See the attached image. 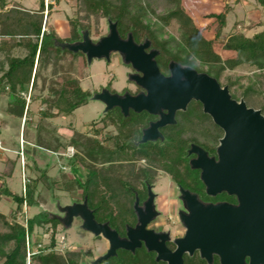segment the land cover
I'll use <instances>...</instances> for the list:
<instances>
[{"label": "trees", "instance_id": "trees-1", "mask_svg": "<svg viewBox=\"0 0 264 264\" xmlns=\"http://www.w3.org/2000/svg\"><path fill=\"white\" fill-rule=\"evenodd\" d=\"M37 1L39 7L29 11L20 5L9 8V0H0V87L3 88L2 92L7 94L4 113L8 118L19 119L21 126L23 125L22 136L26 142L25 145L23 144V152L28 156L32 154L34 156L38 150L56 155L61 150H66L69 144L76 148V152L71 157L58 155L59 158H67L69 160L67 164L73 166L70 175L55 180L49 176V166L45 163L47 167L39 168V177L28 179L24 193H16L6 183L5 177L12 175V169L1 178L0 200L9 197L14 200L16 207L10 214L11 219L0 213L7 226V231H0V264H27L28 248L35 250L36 247L38 248L31 256V260L37 261L38 264H80L90 253L76 248L66 249L63 252L57 249V229L61 222L54 214L42 210L35 215L24 217V206L28 210L40 204L39 198L42 197L39 191L40 184L48 186L52 192L56 183L61 184V188L67 192L81 190L82 198L87 197L88 206L94 209L95 213L99 211V220L109 221L118 227L119 224H115L117 215L124 219L134 201V193L127 185H134L137 181L134 166L115 164V161L125 159L124 155L129 158L128 148H136L135 152L148 157L153 162H159L165 170L174 175L175 179L182 180L179 168L176 166L180 165L183 157L187 155L189 147L187 138H191L192 135L190 137V134L186 133L190 129L197 131L194 124L199 122L201 126L207 128V131L209 130L210 134L213 133L217 142L223 131L209 115L202 112L200 102L192 101L189 109L183 113L184 117L180 123L166 133L165 140L151 146L147 144L137 148L134 144L140 136V126L147 120L142 118L141 114L135 113L126 117L119 109H112L101 118L104 126L114 123L119 128L115 148L110 144L112 134H108L103 141L96 136L76 132L69 144L62 143L55 139L53 133L45 129L42 122L59 115L58 112L53 111L59 103L66 104L64 108L58 107V109L65 116H69L77 108L87 104L94 94L83 89L77 76L66 73L50 80L43 76V72L51 66L52 74H57L61 62L67 57L78 60L79 67L74 68L78 73L87 67L88 59L84 53L70 51L61 47L59 43L81 41L85 31H88L91 37L92 27L89 21L92 17L97 21L104 18L108 27L109 20L117 22V29L122 38H127L131 33L136 43H143L146 39L151 41L150 48L159 51L156 61L164 71H168L171 61H176L198 72L207 73L215 77L222 86H228L232 98L238 101L243 99L249 107L260 109L264 114V103H258L256 97L262 94L257 88L258 78L253 80L250 77V83L241 86L243 91L240 95L232 89L238 84L237 81L228 79L225 84L222 83V76L226 71L244 65L253 66L264 75V21H259L258 30L250 35L247 32L253 27L246 26L239 20L234 21L231 28L226 31L227 17L233 10L229 3L209 0H166L169 6L166 13L158 15L163 23V25L159 24V28L170 25L171 21L176 20L181 29L178 40L172 35L165 38L159 34L151 20L146 19L148 7L146 4L143 5L141 0H77L79 12L83 14L70 20L69 36L61 38L52 27H46L45 12L52 8L53 3L46 5V0ZM53 1L61 2V0ZM257 2L264 7V0ZM226 42L228 45L223 49ZM17 48L25 50V54L13 55V51ZM40 78L48 89L47 97L42 99L47 108L40 111L41 120L32 121L27 115L35 114L23 94L28 93L30 88L31 91L35 90ZM31 96L33 99L36 98L34 95ZM7 119L0 116V127L7 123ZM95 124L96 122H93L91 125L94 134L98 135L101 129H96ZM204 128L200 132L206 131ZM2 146L4 147L3 141ZM4 152V149H0V154ZM157 155H160L159 158ZM8 162L12 167L16 164L15 160L9 159ZM75 166L88 168L84 178L77 174ZM186 166L189 170L187 162ZM114 202L118 204L115 205ZM20 213L25 220L24 223L17 220ZM38 228L50 232L49 244L43 245L36 238ZM99 264H156V262L145 250L136 253L120 250L116 256Z\"/></svg>", "mask_w": 264, "mask_h": 264}, {"label": "water", "instance_id": "water-1", "mask_svg": "<svg viewBox=\"0 0 264 264\" xmlns=\"http://www.w3.org/2000/svg\"><path fill=\"white\" fill-rule=\"evenodd\" d=\"M61 47L73 52H82L88 62L93 59L110 61L112 52L119 53L124 63L130 64L136 73L130 79L136 82L145 92L137 95L126 93L121 96L103 89L93 96L106 105V110L120 107L124 115L129 110L135 112L147 111L159 115L160 119L152 122L144 130L142 142L162 137L160 127L174 124L177 110L186 109L187 105L196 100L202 103L208 113L224 132L217 149L218 159L209 157L207 152L198 146H192L190 153L198 158L191 161L193 168L201 169V179L207 187V192L216 195L226 191L235 195L239 204L236 206L220 203L205 205L182 190L189 215H181L187 227L185 238L178 240L179 247L175 252H169L164 243H155L157 235L147 231L146 225L155 216L154 195L146 202L148 216L139 212V223L135 228L128 229V236L121 238L118 232L108 223H99L93 211L88 206L87 197L83 203L67 204L60 207L61 215H54L59 221L70 226L75 217L81 218L83 228L95 236L102 235L109 243L108 252L97 258L93 264H98L117 255L118 249L134 251L142 242L150 251L158 253L157 260L163 259L169 264H183L182 245L190 244V250L199 247L202 256L209 261L212 252L219 254L221 264H247L245 258H250L249 264H264V114L260 109L249 107L241 99L232 98L228 86H222L219 81L204 72H198L190 66H184L176 61L169 63L170 75H164L156 61L159 54L151 47V41L146 39L138 44L133 35L122 38L117 29V22L109 20L108 34L95 42L88 31L83 33V39L74 43H59ZM166 111V112H165ZM150 237H154L155 242ZM192 244V245H191ZM188 246H185L187 248Z\"/></svg>", "mask_w": 264, "mask_h": 264}, {"label": "rangeland", "instance_id": "rangeland-1", "mask_svg": "<svg viewBox=\"0 0 264 264\" xmlns=\"http://www.w3.org/2000/svg\"><path fill=\"white\" fill-rule=\"evenodd\" d=\"M9 8L12 6L20 5L23 9L34 11L39 7V2L37 0H9ZM209 1H225L229 3L233 10L228 15V31L233 25L234 21H243L245 25L252 26L253 29L247 33L250 35L253 31L258 30L257 23L259 21H264V7H261L257 0H209ZM53 3L51 9H47L45 12L46 27H52L56 34L61 38H65L70 34V20L78 15H82L83 12H79V3L77 0H61L60 3H55L53 0H46V5ZM139 3V2H138ZM141 3L146 4L147 9V20H151L154 27H157V31L162 37L168 38L170 35L180 39L181 29L180 25L176 20L171 21L170 25H164L163 28H159V24L163 25L162 21L158 15H163L167 12L169 3L166 0H141ZM154 10V12H152ZM49 12V13H47ZM86 22V20H84ZM92 27L91 37L96 40L100 36L108 34L109 27L108 23L104 18L96 20L92 17L89 21ZM99 31V32H98ZM228 43L223 46V49L227 47ZM25 50L15 49L13 55H24ZM130 64L124 63L116 53L112 54L110 61L107 59L95 58L90 63L88 62L87 67L82 69L81 73H78L75 67H79L78 60H72L69 57L61 62L57 74H52L53 67H49L43 72V76L47 79L56 78L60 74H71L77 76L80 79L81 86L84 90H87L93 94L97 91L99 92L102 88H108L112 91L123 92L124 90L135 91L136 85L133 84L129 79V72L131 68ZM257 75H259L257 77ZM253 80L258 78L259 82L257 88L262 91V94L257 95L258 103H264V75L260 74V71L253 66L244 65L240 66L235 70H228L222 76V83H226L228 79L232 81H237L232 89L237 95H240L243 91V86H247L250 81L249 78ZM3 88L0 87V116L3 119H7V115L4 110L7 106V94H4ZM48 89L43 85L42 78L38 80V86L35 90L28 93H24L27 101L30 103L31 111L35 114L27 118L32 119V121L41 120L40 111L47 108V105L42 102V99L47 97ZM34 95L36 98L33 99ZM66 104L59 103L56 108H53L54 112H58L59 115L55 118H47L42 123L45 129H48L50 133H53L55 139L57 138L62 143L69 144V141L76 132L87 133L91 136H96L99 139L105 141L106 133L108 129H102L99 135H95L92 128V123L96 122L95 125H102L99 122L100 118L104 114V104L99 100H94L93 96L88 101L87 104L77 108L71 115L65 116L59 109L64 108ZM25 119V118H24ZM24 119L22 124L24 123ZM23 125L21 126L19 119L14 117H9L7 123L1 125L0 127V139L3 141L4 147H6L4 152V157L0 156V182H2V177H5L9 170L12 169V175L6 176V183L16 192L24 193L25 185L29 181L28 179H34L39 177L41 167L49 166V176L55 180H61L62 176L70 175L73 166L67 164L69 160L67 158H59L60 156L67 157L63 155L64 153L72 154L73 151L76 152V148L72 145H68L66 150H61L58 154L54 155L52 153L38 150L34 156H28L23 152V146L25 145V139L23 138ZM52 136V137H53ZM53 137V138H54ZM54 142V140H53ZM24 144V145H23ZM28 147V146H27ZM70 150L68 151V148ZM23 152V153H22ZM59 155V157H58ZM15 160L16 164L14 167L8 162V160ZM45 163L47 165L45 166ZM77 174L80 177H85L88 172L86 166H75ZM193 171V170H192ZM191 177H194L195 171L192 172ZM192 177V178H193ZM184 181V180H183ZM185 183V181H184ZM156 187V192L166 199L161 204L164 210L166 209L167 202L173 199V195L170 193L171 181L167 177H162L159 179ZM52 186V185H51ZM48 186L39 185V191L41 196L39 198V206H34L28 210L24 206V217L32 216L37 214L42 210L49 211L50 213L57 215L60 213V207L67 204L75 203L81 201L82 191L77 189L73 192H67L61 188V184H54L53 192L49 190ZM158 203V201H157ZM116 205V203L114 202ZM122 206V205H121ZM16 207V203L9 197H3L0 200V213L7 215L11 219V212ZM162 215L159 217V221L163 222L161 227L172 230L175 234L178 230L177 221L175 224H169L172 220H169V216L172 215L171 210L168 212L162 211ZM17 220L24 223L25 220L21 213L18 214ZM168 222V223H167ZM0 231H7V226L5 225L3 219L0 217ZM36 235V234H35ZM36 238L40 240L41 244L47 245L50 242V232H45L42 228L37 229ZM57 249L61 252L66 249H79L84 252H89L90 255L83 258L80 264H88L93 257H98L102 253L107 251V242L102 237H97L91 232L83 228V221L79 217H75L70 226H65L62 223L57 229ZM38 247L35 248L37 250ZM30 264H38L37 261L30 259Z\"/></svg>", "mask_w": 264, "mask_h": 264}, {"label": "flooded vegetation", "instance_id": "flooded-vegetation-1", "mask_svg": "<svg viewBox=\"0 0 264 264\" xmlns=\"http://www.w3.org/2000/svg\"><path fill=\"white\" fill-rule=\"evenodd\" d=\"M98 40L99 39H96L94 41L97 42ZM138 44H141V43H138ZM151 49H154V48H149L146 51L149 52ZM113 53H116V52L111 53L110 60L112 58ZM116 54H118L120 56L119 53H116ZM121 59H122V57H121ZM129 66L131 68V71L128 73L129 79H130V75H132L133 73H136V70L131 65H129ZM184 66H187V65H184ZM160 70L164 75H166V76L170 75L169 65H168V71H164L161 68H160ZM130 81H132V80L130 79ZM132 82H133V84L136 85V89L134 92L131 90H124L123 92H117V91H112L108 88H102L99 92L97 91L95 94L101 93L103 91V89H108L111 93L118 94L121 96L125 95L126 93H130L131 95H137L141 92H145V90L143 88H141L139 85H137L136 82H134V81H132ZM192 101H196V100H192ZM190 103L187 105L186 109L177 110V112L175 113L176 122L174 124H168L164 127L159 128V132L161 133L162 137H158L155 140H148L147 142H142L144 130L147 129L151 125L152 122L158 121L160 119L159 115L151 114L147 111L135 112L133 109H130L129 114L126 116V115H124V113L122 112L120 107L115 106L112 109H119V111L126 117L130 116L132 113L141 114L142 118L147 120L146 123H144L140 126V128H139L140 136L138 139H136L134 141V144L137 146V148H139V147H141L140 145L147 146V144H149V146H151V145L157 144L159 141H164L166 133H169V131L172 130V127H174V126L178 125V123H180V120H182V118L184 117L183 113L189 109ZM112 109H110V110H112ZM201 109H202L203 113L209 115L208 113H206L204 111L203 105H202ZM110 110H106V105L104 104V114H106ZM101 118H100L99 122H101L102 125H100V124L98 125V123H97V125H95V128L99 129V130L100 129L101 130L102 129H108L109 131L106 133V135H108V134L113 135V138H112L110 144L113 148H115L116 147L115 142L117 140L116 136L119 133V128H118L117 124H114V123L110 124L108 126H104V122L101 121ZM210 118L214 122V120L211 116H210ZM208 123H209V121H208ZM194 125L197 128L196 129L197 131H192L190 129L186 133V134H190V137L192 135L191 138H187L189 140V147L187 149V155L185 157H183L182 163L180 165L176 166L179 168V171H180L181 176H182V180L181 179L180 180L175 179L174 175L170 171L165 170L163 165L159 164V162L158 163L153 162L148 157L140 155L139 153L135 152L136 148H132V149L128 148L127 151H129V154H128L129 158H127V156L124 155L125 159L120 160V161H115V164L116 163L122 164L124 166L131 165V166L135 167V171H136L135 174H136L137 181L134 183V185H129V184L127 185L128 189H132V192L134 193V201L132 203V207L130 208V210L128 209L127 214H126L124 219H123V217L117 215V218H116L117 223H115V224H119L118 227H115L109 221H100L99 220L100 219L99 211H97L95 213L94 209H91L89 207L93 211L95 219L97 220V222L108 223L112 229H114L118 232V234L121 238H126L128 236V229L129 228H135L136 225L139 223L140 215H139V212L137 211V208L135 206L136 200L138 199V201H139L138 206L142 209V213H143L142 215H144V218H145V216H148L149 214H151V212L149 213V211L147 210L146 202L150 197V192H152L154 195L153 204H154V211L156 212V214L146 225V230L147 231H153L154 235H157L158 237L156 239V242H155V239L153 240L154 237H150L149 239L152 238L151 240H153L155 243L163 242L164 246L166 247V249L169 252H175L179 247L178 240L185 238L187 230H188L185 223L181 219V215L184 214L186 216V215L190 214L189 211L187 210V207H186L184 201L182 200V190L188 191L191 195H196L197 199L205 205H208V204L216 205V204H220V203H227V204H230L233 206L238 205L239 202H238L237 197L235 195H230L226 191H222L220 193H217L216 195L209 194L207 192L206 185L204 184L203 180L201 179V173H202L201 169L193 168L191 165V161L195 158H198L197 154L190 153L192 146H198V147L202 148L204 151H206L209 157H215L216 159H218L217 149H218V146L220 144V139L224 135V132H223L222 136L219 137L217 142H216L215 136L213 135V133L210 134L209 130L207 131V128L206 127L204 128V125H202L203 126L202 127L199 124V122H197ZM203 128L206 129V131L200 132V130H202ZM101 132L102 131H100V133ZM145 146H143V147L145 148ZM159 156H158V158H159ZM186 162L188 163V166L190 168L189 170H187L188 168L186 166ZM192 170L195 171L194 177L192 176L193 178L191 176H189L190 174H193ZM167 176L171 181L170 193L174 197L172 200H170L166 203L167 206H166V209L164 210V207L162 208L161 204L166 199H163L162 196L159 195L155 189L158 185L157 183H158L159 179L162 177H167ZM145 177H148V178L145 179ZM183 180L185 181V183ZM84 199L81 198V201H77V203H83ZM157 201H158V203H157ZM71 204H73V203H71ZM116 204H118V203H116ZM169 210H171V212H172V215L169 216V220L175 219V220H172L171 223H169V224H173V223L175 224V221H177V223H178V224H175L178 226V230L176 231L175 234L172 232V230L161 227L163 225V222L158 220L159 217L162 215L161 214L162 211L168 212ZM57 215H59V214H57ZM97 237L104 238L102 235H99ZM105 241L107 242V251L102 253L97 258L105 255L109 250L110 243L106 239H105ZM185 246H188V247L185 248ZM189 247H190V244L182 245V248H184V250L182 252L183 264H221V259H220L219 254H217V252H215V251L212 252V259H211V261H209L206 257L202 256V252H201L199 247L198 248L194 247L192 251L190 250ZM120 250H125V251L131 252V253H136L137 251L145 250V252H147L148 255H150L154 258V261L156 262V264H169L168 261H165L163 259L157 260L158 253L155 251L148 250V248L146 247L144 242H142V245L140 247H136L134 251L127 250V249H118L117 253ZM112 257H114V256H112ZM97 258L93 257L88 264H93V262ZM245 261L247 264H249L250 258L247 256L245 258Z\"/></svg>", "mask_w": 264, "mask_h": 264}, {"label": "built area", "instance_id": "built-area-1", "mask_svg": "<svg viewBox=\"0 0 264 264\" xmlns=\"http://www.w3.org/2000/svg\"><path fill=\"white\" fill-rule=\"evenodd\" d=\"M0 149H4L5 150V148L2 146V141H1V139H0ZM70 150V147L68 148V151ZM23 153V152H22ZM74 151H73V153L72 154H68V153H64L63 155H66L67 157H71V156H73L74 155ZM28 246H29V244H28ZM35 253V250H32L31 248H28V258H27V264H30V259H31V256L33 255Z\"/></svg>", "mask_w": 264, "mask_h": 264}, {"label": "crops", "instance_id": "crops-1", "mask_svg": "<svg viewBox=\"0 0 264 264\" xmlns=\"http://www.w3.org/2000/svg\"><path fill=\"white\" fill-rule=\"evenodd\" d=\"M0 156H1V157H4V154L2 153V154H0ZM30 156H31V155H30Z\"/></svg>", "mask_w": 264, "mask_h": 264}]
</instances>
